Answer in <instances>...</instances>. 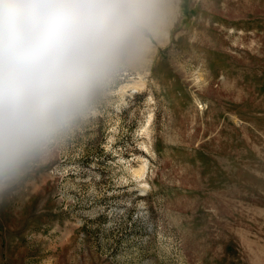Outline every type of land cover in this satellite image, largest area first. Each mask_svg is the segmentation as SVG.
I'll use <instances>...</instances> for the list:
<instances>
[{"label":"rangeland","instance_id":"1","mask_svg":"<svg viewBox=\"0 0 264 264\" xmlns=\"http://www.w3.org/2000/svg\"><path fill=\"white\" fill-rule=\"evenodd\" d=\"M0 264H264V0H180L155 65L0 193Z\"/></svg>","mask_w":264,"mask_h":264},{"label":"clouds","instance_id":"2","mask_svg":"<svg viewBox=\"0 0 264 264\" xmlns=\"http://www.w3.org/2000/svg\"><path fill=\"white\" fill-rule=\"evenodd\" d=\"M180 0H0V193L155 65Z\"/></svg>","mask_w":264,"mask_h":264}]
</instances>
